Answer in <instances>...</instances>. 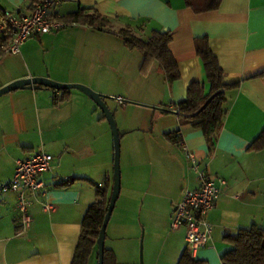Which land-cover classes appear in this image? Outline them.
Listing matches in <instances>:
<instances>
[{"label": "crops", "instance_id": "obj_1", "mask_svg": "<svg viewBox=\"0 0 264 264\" xmlns=\"http://www.w3.org/2000/svg\"><path fill=\"white\" fill-rule=\"evenodd\" d=\"M80 7L108 19V26L74 22L27 38L15 54L4 51L8 39L0 31V87L40 76L104 95L120 141V188L104 238L115 264H176L185 248L184 228L169 227L182 192L198 185L183 143L219 188L206 215L210 239L193 258L221 264L231 248L225 236L252 225L264 228V146L248 148L264 128V0H221L204 12L192 11L184 0H60L47 16L61 20ZM2 8L30 12L28 0H0ZM122 28L143 40L154 30L169 31L167 47L179 77L167 81L156 60L142 68V53L134 55L135 48L116 34ZM200 37L231 85L212 143L190 121L180 123L175 107L192 81L208 91L195 47ZM53 96L61 92L43 86L0 96V184L10 180L17 159L38 150L52 155L50 169L40 176L46 191L31 197L27 227L18 222L15 194L0 195V264H70L96 189L108 197L111 191L113 141L104 115L78 89H68V97L56 103ZM44 202L53 210L44 211Z\"/></svg>", "mask_w": 264, "mask_h": 264}, {"label": "trees", "instance_id": "obj_2", "mask_svg": "<svg viewBox=\"0 0 264 264\" xmlns=\"http://www.w3.org/2000/svg\"><path fill=\"white\" fill-rule=\"evenodd\" d=\"M38 1L40 0H28L30 10ZM220 1L184 0L185 5L194 12L216 9ZM61 20L67 23L77 22L97 28L107 27L109 23L108 19L94 11L87 12L85 8L81 7L74 12L64 15ZM116 34L122 38L123 43L128 48H135L142 53V68L148 62L156 60L167 81L171 82L179 77L178 66L167 47L171 38L169 31L158 32L154 30L145 40L133 35L129 28L119 29ZM2 41L4 44L5 39L3 38ZM195 47L203 63L208 82V91L205 93L201 83L192 81L187 86L186 97L176 103L175 107L180 123L190 121L193 127L199 128L202 131L206 141L212 143L226 113L224 91L231 87V85L223 82L222 69L218 64L216 56L210 50L206 37L196 38ZM48 89L54 92L57 91L52 88ZM58 91L61 92V96L59 98L53 96V103L68 97V89ZM165 136L168 139L176 140V137L170 134H166ZM263 146L264 128L248 148L258 150ZM107 201L108 195L106 192L97 188L94 201L88 205L81 219L80 233L70 264H88L92 253L95 255V264H97L95 239L105 213ZM225 240L231 245V248L221 255V264H264V228L256 225L242 228L234 235L225 236ZM102 264H115L114 255L109 249H103ZM176 264L203 263L191 257L186 248H184Z\"/></svg>", "mask_w": 264, "mask_h": 264}, {"label": "built area", "instance_id": "obj_3", "mask_svg": "<svg viewBox=\"0 0 264 264\" xmlns=\"http://www.w3.org/2000/svg\"><path fill=\"white\" fill-rule=\"evenodd\" d=\"M60 0H40L30 10L23 13L19 9H0V31L7 36L8 42L4 47L6 53L19 52L20 45L29 37L45 33H54L68 24L63 20L50 19L48 10L59 3ZM122 102L120 97H117ZM189 167L197 175L198 185L193 189H185L181 198L173 206L169 227L184 228L185 248L191 257L199 248L207 246L210 239L212 224L207 220V212L213 207L219 194V188L207 170L200 165V161L183 143ZM52 155L38 150L30 157L17 159L14 171L9 181L0 184V195L13 192L16 197L18 222L24 229L30 222L28 206L31 197L37 192L44 193L46 186L41 174L48 171L51 166ZM44 211L53 210L49 202L42 204Z\"/></svg>", "mask_w": 264, "mask_h": 264}, {"label": "water", "instance_id": "obj_4", "mask_svg": "<svg viewBox=\"0 0 264 264\" xmlns=\"http://www.w3.org/2000/svg\"><path fill=\"white\" fill-rule=\"evenodd\" d=\"M40 86L52 88L55 90L63 89H78L85 93L96 106L101 110L102 114L106 118L109 128L112 134L113 141V164H112V185L111 191L108 197L105 213L101 222V225L98 230L97 237L95 239L96 243V256L97 264H102L103 262V249H104V238H105V228L109 220L111 211L114 207L115 201L118 196L120 188V172H119V133L116 126V122L113 116L112 111L108 108L103 98L104 95L94 91L87 85L80 83H62L55 80H52L48 77L40 76H30L20 79H15L10 81L0 87V96L6 92H9L18 88H38Z\"/></svg>", "mask_w": 264, "mask_h": 264}, {"label": "rangeland", "instance_id": "obj_5", "mask_svg": "<svg viewBox=\"0 0 264 264\" xmlns=\"http://www.w3.org/2000/svg\"><path fill=\"white\" fill-rule=\"evenodd\" d=\"M133 53H135L134 55H138V54H140V52H139L137 49H135ZM136 59H137V58H135V60H136ZM133 60H134V58H133V56L130 54V56H129L130 77H132L133 74H134V71H132V70H133V67H132ZM107 99H108V98H107ZM96 107H97V106H96ZM97 110H98V113H100V114L102 115V112H101V110H100L98 107H97ZM105 121H106V123H107V125H108V128H109V124H108L106 118H105ZM109 132H110V136H111V140H112V134H111L110 128H109ZM119 156H120V141H119ZM119 172H120V159H119ZM111 176H112V175H111ZM120 180H121V179H120ZM94 256H95L94 253H92L91 258H90L88 264H95Z\"/></svg>", "mask_w": 264, "mask_h": 264}]
</instances>
